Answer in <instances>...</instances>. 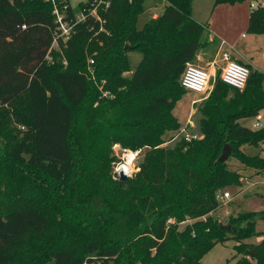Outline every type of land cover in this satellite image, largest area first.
Listing matches in <instances>:
<instances>
[{
	"label": "trees",
	"instance_id": "obj_1",
	"mask_svg": "<svg viewBox=\"0 0 264 264\" xmlns=\"http://www.w3.org/2000/svg\"><path fill=\"white\" fill-rule=\"evenodd\" d=\"M164 1V12L139 31L143 0H111L100 21L88 16L82 23L67 0L66 21L75 26L59 42L70 55L62 69L51 52L52 5L0 0V176L4 182L13 167L34 177L27 186H0V264L18 257L22 264H203L229 241L236 242L234 259L241 256L237 264H264V239L244 243L264 236L256 233L254 214L230 219V228L211 218L224 189L241 179L219 161L225 145L231 157L264 174V158L241 151L264 146V127L241 124L264 111V73L251 71L243 91L224 84L220 73L198 107L203 138L164 146L174 138L165 140L168 133L181 130L173 111L187 91L179 79L209 35L192 17L193 0ZM250 28L264 34V9L251 12ZM81 46L94 57L87 67ZM132 50L143 59L125 77ZM117 145L143 157L127 181L115 173ZM189 220L195 223L180 230Z\"/></svg>",
	"mask_w": 264,
	"mask_h": 264
},
{
	"label": "rangeland",
	"instance_id": "obj_2",
	"mask_svg": "<svg viewBox=\"0 0 264 264\" xmlns=\"http://www.w3.org/2000/svg\"><path fill=\"white\" fill-rule=\"evenodd\" d=\"M72 8L75 11L81 9L80 5L87 3L89 0H69ZM97 1V0H95ZM93 1V2H95ZM253 0L245 1H234L225 2L219 5L215 4L214 0H193L192 2V17L195 21L205 25L209 31V35L204 38L205 47L202 48L198 53L193 62L190 65L198 66L201 68H209L212 62H215L218 55L221 52V45L219 46L218 41L210 36V33L220 39H226L228 41V49L233 51L235 54H241L247 58L254 67L255 71L264 73V34L254 33L250 28V15L251 8L250 3ZM92 2V3H93ZM168 3L164 0H143V10L138 16L136 21V29L141 31L146 23L159 16L164 12L165 7ZM243 35L245 37L243 38ZM81 51H84L81 57V65L87 67L89 60L94 58L91 56L89 51L84 46L80 47ZM57 56V63L62 69H66L70 59L67 49H56L54 47L51 50ZM55 56V57H56ZM143 59V55L139 50H132L128 52V64L129 73H125V77L132 76L138 67L140 66ZM220 66V65H219ZM251 71L254 69L249 67ZM220 70H217V77L220 75ZM93 78V77H92ZM91 79V78H90ZM89 79V80H90ZM94 80V79H93ZM181 78L179 79L180 83ZM216 82V81H215ZM213 81V85L215 86ZM95 87V86H93ZM264 88V83H263ZM104 96V95H103ZM102 96V97H103ZM210 95H198L192 92H185V97L179 101L173 115L181 122L180 133L171 132L165 137V140L174 137L171 141L169 140L164 146L174 148L175 145L182 139H187L189 136L191 141H198L203 138L200 133L198 124V107L201 106L208 100ZM264 116V111L261 112ZM241 124L248 128L258 131L255 128V118L243 120ZM3 145V143L1 142ZM115 157L118 159L117 166L122 162L124 158L125 150L121 146L117 145L114 147ZM241 151L247 157H257L261 155L264 158V146L258 148L257 146L243 145ZM143 161L142 155L136 160L133 168V175L139 171L140 163ZM228 169L241 175L240 182L238 185L228 189H224V192L219 198V208L211 214L212 220L218 221L221 225L229 226L230 219L240 217L246 214H254L258 220L256 225V233L264 232V174L258 175V173L249 169L243 162L238 161L236 157H230L226 162ZM21 170V169H20ZM26 175L24 179L19 180L20 175ZM4 182L23 184L25 182L28 185V179H34L30 173L19 171L13 167L8 168L5 172ZM18 181H21L18 183ZM0 176V183H4ZM32 185V183H30ZM36 184L41 187H49L48 183L40 182L37 180ZM0 184V186H4ZM226 192L231 194L230 200H222V196ZM195 221L189 220L184 224H181L180 230H184L187 225H193ZM264 239V236L260 234L252 238L244 240V243L257 245ZM235 241H229L225 245L219 244L212 251H210L202 260L203 264H237L241 256L235 251ZM18 261L15 264H22L21 259L18 257Z\"/></svg>",
	"mask_w": 264,
	"mask_h": 264
},
{
	"label": "built area",
	"instance_id": "obj_3",
	"mask_svg": "<svg viewBox=\"0 0 264 264\" xmlns=\"http://www.w3.org/2000/svg\"><path fill=\"white\" fill-rule=\"evenodd\" d=\"M46 1H48L53 7V16L55 17V23L57 25L56 30L54 31L53 48L56 47V49H59V42H67L71 38L74 33L75 25H73V22L66 21L68 13L67 0ZM110 5L111 0H97L93 2L88 9H79L76 11L75 21L77 23H82L88 16L94 17L100 21L99 10H108ZM250 8L252 11L264 9V0H253L250 3ZM48 61H52L51 55L48 57ZM94 64V60H91L89 68L92 75H94V70L92 69ZM218 69L221 71V80L224 84L239 91H243L246 88L251 75V70L247 65L234 60L229 51H221L219 58H217L215 62H212L209 68H201L188 64L181 76V85L187 92H192L198 95H211L214 90L213 81H216V73ZM104 96L108 97L109 93H104ZM263 127L264 116L259 113L255 117V128L260 130ZM186 141L191 142L189 136ZM140 155V150H125L122 162L115 168L117 176L120 178V173H124L128 178H132L134 171L133 166ZM221 198L223 201H228L231 198V194L226 192ZM172 222L173 221L170 220L169 224Z\"/></svg>",
	"mask_w": 264,
	"mask_h": 264
},
{
	"label": "crops",
	"instance_id": "obj_4",
	"mask_svg": "<svg viewBox=\"0 0 264 264\" xmlns=\"http://www.w3.org/2000/svg\"><path fill=\"white\" fill-rule=\"evenodd\" d=\"M70 2V1H69ZM158 16L156 15V16H154V18H157ZM210 36L212 37V38H215L217 41H218V43H219V46L221 45V51H229L230 53H231V55H232V58L234 59V60H236V61H239V62H241V63H243V64H245V65H247L248 67H251V68H253L254 69V67L252 66V64H250V62H249V60L247 59V58H245L244 56H242L241 54H235L233 51H230L229 49H228V46H229V44H228V41L226 40V39H220V38H218V37H216L215 35H213L212 33H210ZM245 37V35H243V38ZM218 58H219V55H218ZM255 70V69H254ZM213 72V71H212ZM177 118V117H176ZM178 119V118H177ZM179 120V119H178ZM180 122V121H179ZM181 123V122H180ZM244 126V125H243ZM247 127V126H246Z\"/></svg>",
	"mask_w": 264,
	"mask_h": 264
},
{
	"label": "water",
	"instance_id": "obj_5",
	"mask_svg": "<svg viewBox=\"0 0 264 264\" xmlns=\"http://www.w3.org/2000/svg\"><path fill=\"white\" fill-rule=\"evenodd\" d=\"M239 1H245V0H239ZM129 45H126V49L129 48ZM232 155V148L230 144L225 145L223 152L219 158V161L221 163H226L228 161V159L231 157ZM129 178L124 174V173H120V180L121 181H127ZM223 226V225H221ZM227 228H230L229 226H226Z\"/></svg>",
	"mask_w": 264,
	"mask_h": 264
}]
</instances>
